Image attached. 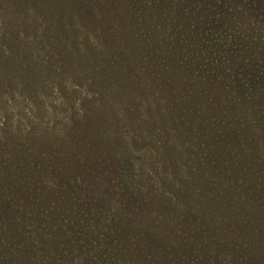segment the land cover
I'll return each mask as SVG.
<instances>
[{
  "label": "trees",
  "instance_id": "16d2710c",
  "mask_svg": "<svg viewBox=\"0 0 264 264\" xmlns=\"http://www.w3.org/2000/svg\"><path fill=\"white\" fill-rule=\"evenodd\" d=\"M83 1L86 6L87 1L100 0ZM41 2L42 0H21V12L12 18L19 20L16 25L12 26L14 21L4 22L5 28L13 27L10 30L15 31L18 30L17 28H21V34L24 37L21 39V44L13 43V45L15 44L14 49L17 50V52L15 51L17 56L11 53L9 56L0 55V84L12 85L14 88L20 80H23L22 83L30 91V96L38 99L45 84L60 83L63 85L67 76L73 75L79 78V75L84 71L82 77L91 75L93 77L91 82L105 97L101 96L98 107L89 111V116L92 119L91 124L78 127L75 125L71 129L73 141L68 144L57 142L51 149L45 142L39 143L36 139H34L35 141L29 139L33 146L29 149L32 155L36 156L45 152L42 153V155L46 154L45 158L38 161L35 158L34 161L28 158L29 164L17 165L14 173V176L17 177L16 181L12 180L13 177L3 176L0 178V264H154L156 257L154 246L157 243L162 244V251L173 250L175 254V263L168 261L169 255L167 258L162 257L160 264H183L188 261L187 264H194L198 258L188 257L193 255L183 249L186 242H189L188 249H192L193 244L196 250L199 251L200 248L199 258L202 257V251L206 249L204 244L208 237L209 241L214 244L225 245L219 241L218 237L226 235V227L230 224V210L227 207L229 202L222 197L230 187L239 192L236 203L243 210L248 213L246 208L249 203L251 207L256 208L251 210V215L260 217L264 215V157L260 148L256 147L252 141L260 136V131L257 126L253 127V121L248 120L251 110L255 109L253 106L251 107V104L254 101H260L257 98L259 94L252 95L257 92L255 89L251 95H248L247 91L232 84L234 81L230 67L233 65L229 56L225 54L221 57L222 51H216L218 54L216 57L210 53L203 54L201 57L198 55V59L197 57L196 59L202 61V64L199 63L201 71L190 70L189 63L186 61L188 57L181 53L176 55L177 49L188 50V33L181 34L180 31H177L178 34L168 28V31L172 32L170 33L172 36L171 47H169L167 38L162 37L161 25H156L155 18H153L152 23L146 24L147 34L153 26H157L155 31L158 36L155 38V43L152 44L150 38L137 32L138 29L135 30L134 25L131 32L135 39L132 35L127 37L125 28L130 30L124 22V26L120 28L113 17H105L109 19L107 24L94 20L95 16H98V12L93 3L90 6L88 21L80 24L74 17L78 15L83 17L81 15L86 12L85 9L74 11L77 9L70 10L65 4L60 11L51 12ZM73 2L77 1L71 0L72 8H74ZM13 6L15 5L13 4ZM13 6L11 10L19 11ZM140 9L142 13L137 11L135 14L137 18H141V15L150 18L147 7L141 6ZM129 12L132 13L133 10L130 9ZM156 12L161 14V8L156 9ZM131 16L132 14L126 15V19L133 18ZM178 24L183 25L180 20ZM41 29L48 31L45 38ZM209 33H205L208 44H211L213 40L219 42L214 31ZM227 33L230 34V31L228 30ZM176 34L180 37H177ZM237 34L238 32L234 37L232 36L233 39L237 37ZM174 35L176 40H174ZM238 35L240 38L242 33ZM93 36L102 46L98 51L95 43L90 41ZM117 36L122 37L118 44ZM70 46H73L74 49H71ZM82 49H86L83 54L79 52ZM218 49L221 48L218 47L216 50ZM180 52L183 53V50ZM36 57L39 58L38 61ZM8 61L9 66L7 65ZM76 63L82 66L80 67L81 72L77 73L74 70L77 68ZM56 65H60L62 68L52 71V68H57ZM219 65H222L224 70H219ZM138 67L141 69V78L150 75L154 67L158 72H161V75H166L169 80H172L171 73L176 74L181 77L180 80L183 83L179 85L178 91L183 100V107L177 102L178 99L172 97L173 103L168 101L166 104L170 108H164L168 115L162 117L163 121L160 120L154 128L147 125L145 121L147 128H153L149 131L153 140L147 142L146 147L143 145L142 151L147 154V158H142V163L137 162L140 164L137 165L138 167H144L147 161L164 158L162 156L165 151H169L171 155L184 156L188 148L195 149L199 145L201 146L197 153V157L200 158L198 160L206 158L204 147L207 149L208 147L201 143L200 138L198 139V132L195 133L193 122L186 120L188 116H193L201 110L202 96L207 97L206 103L210 108L216 109V107L228 105L232 115L234 114L231 124L226 125V128L229 129L223 131L217 129V132L210 137L212 141V144H208L212 149L208 152L210 162L203 168L204 171L206 169L213 175H221L222 188L225 190L215 192V199L217 203L222 199L226 201L218 203L217 209H208L207 214L195 212L191 216V211L182 207L180 214L183 218H180L183 219V224L180 226L183 233L169 238L167 235L151 231V243L150 245L148 243L146 247H150L153 254L142 253L141 240L129 236L135 230L133 227L134 220H136L135 214L142 213L144 206L141 196L138 197L140 199L134 198L125 187L133 183V177H128L125 174L123 181L119 182L118 196L121 197V191H123L125 194L123 206L128 209L127 213L130 214L121 216L119 214L120 205L119 208L117 207L119 203H114L111 200L112 188L101 187L102 184L100 185L96 175L97 172L102 177L106 174L104 166L92 165L95 161L98 162L95 156L99 151L108 155L109 153L114 154V150H119L126 158L123 164H128L131 170L136 166L130 158V152H137L136 149H133V139L121 132L122 128L128 130V127L117 126L116 130L111 131L110 126L107 127L102 118L112 113L113 105L116 106L114 98H124L125 96L121 97L120 95L123 92H128L127 89L123 91L118 82L124 84L125 77L131 70L135 71ZM43 69H49L48 79L42 74L41 70ZM239 75L242 74L239 73ZM218 78L223 79L226 83L224 85L214 83ZM43 80L46 82L42 83ZM160 96L163 102L171 100V97L164 94ZM65 97L71 101L77 98L67 94ZM87 100L86 98L81 99L80 105L88 107L90 102ZM237 105L245 107L240 117H237L236 114L242 109ZM189 107H192V114H189ZM260 116L261 113L259 116L256 114V118L259 119ZM172 117L173 120L178 118L187 130L181 134L183 138L180 139L179 145L172 143L164 136L166 135L165 128L169 127ZM262 124L260 121L258 127ZM191 127L192 130L189 129ZM95 132L101 133L102 145L96 142L100 138L95 140ZM218 132L223 133L219 134ZM135 133L133 130L131 134ZM217 133L218 135H216ZM78 134H81L85 145L89 147L85 150L86 155L80 151L79 147L82 142L79 140ZM106 139L111 140V144H106ZM48 143L50 144V140ZM103 143L105 144L103 145ZM157 144L158 146H156ZM37 145L45 146L46 151H39L44 148H39L40 146ZM112 145L114 150H112ZM247 147L250 151L248 155L245 151ZM49 160L52 162L49 163ZM54 160H57L58 163ZM256 164L262 168L258 170L255 167ZM124 168L125 166L122 167V170ZM118 169L119 167H116L115 173L112 170V176L115 175V178L122 179L121 174L117 172ZM142 183L137 186H141ZM249 190L250 193H256V197L252 196L255 200L248 199L251 194L247 195L245 192ZM148 192L153 193L152 189H149ZM115 195L117 196L116 193ZM212 195L210 194V196ZM162 199V196L153 199L154 201H151L153 205L150 206L151 218L161 223L167 220L165 215L159 213V210L161 211L165 205V200ZM14 209H17V212H13ZM8 213L11 215L10 217L5 215ZM171 213L173 212L171 211ZM129 216L131 219L127 218ZM168 225L171 226V222ZM140 227L143 230V227ZM230 227L232 226L230 225ZM145 232L149 233L148 230H144ZM56 242L59 244L56 245Z\"/></svg>",
  "mask_w": 264,
  "mask_h": 264
},
{
  "label": "rangeland",
  "instance_id": "374dc122",
  "mask_svg": "<svg viewBox=\"0 0 264 264\" xmlns=\"http://www.w3.org/2000/svg\"><path fill=\"white\" fill-rule=\"evenodd\" d=\"M76 1L73 2L74 8L71 6V0H42L41 3L51 12L60 11L65 4L70 10L77 9L74 11H79L85 9L86 12L81 15L83 17L74 15V19L80 24L88 21L91 10L90 6L93 3L94 8L98 12V16H95L94 20L107 24L109 23V19L105 17H113L120 28L124 26V22L129 26L130 30L128 31L125 28L127 37L128 35L130 37L132 35L133 39H135V36L131 31H133L132 26L134 25L135 30L138 29L137 32L150 38L152 44L155 43V38L158 36L155 31V27L157 26H153L147 34L146 24L152 23V19L155 18L156 25H161L160 30L163 29L162 37L167 38L169 47H171L172 41L170 33L174 31L178 34L179 32L177 31H180L181 34L188 33V50L177 49L176 55H180L181 53V55L188 57L186 61L189 63L190 70L198 69V71H201L199 63L202 64V61L197 60L198 55L201 57L203 54L210 53L216 57V55L218 56L216 51H222L221 57L225 54L229 56L232 59L233 65L230 67V73L233 75L234 81L232 84L247 91L248 95H251L255 89L257 92H254L252 95L259 94L257 98L260 101H254L251 104V107L253 106L255 109L251 110L248 120L253 121V127L257 126V129L260 131V138L256 137L252 141L256 147L260 148L264 157V0H100L94 2L86 0V6L83 0ZM20 4L21 0H0V55L9 56L10 53L16 55L15 51L17 52V50L14 49L15 44L13 45V43L17 42L21 44V39L24 37L21 34V28H17L18 30L15 31L10 30L19 21L12 18L18 16L19 12H21ZM12 6L16 10L19 9V11L15 12L11 10ZM141 6L147 7L150 18L146 15L143 17L141 15V18H137L135 14L137 11L142 13ZM160 8L162 10L161 14H157L156 9ZM130 9L133 10L132 13L129 12ZM128 14L129 16L132 14L133 18L127 20L126 15ZM179 20L183 24L182 26L178 24ZM7 21H14L10 28L3 26L4 22ZM168 28L172 32L168 31ZM228 30L232 34L231 36L227 33ZM40 31L44 33L43 37L45 38L48 31L46 29H41ZM210 31L216 33L219 42H215L212 37L213 42L208 44L205 33H209ZM237 32L238 34L242 33L241 37L239 38L237 34V37L233 39ZM176 36L180 37L177 34ZM121 39V36H117V44ZM174 40H176L175 35ZM90 41L95 43L97 51L102 48L94 36ZM214 44H217V46H214ZM70 47L74 49L73 46ZM218 47L221 49L216 50ZM181 50H183V53L180 52ZM79 52L83 54L86 52V49L79 50ZM36 59L37 61L39 60L37 57ZM7 65H10L9 61ZM56 67L52 68V71L62 68L60 65H56ZM76 67L74 70L77 73L82 71L80 68L82 66L78 63H76ZM218 69L224 70L222 65H219ZM19 71L21 72V69ZM41 71L44 77L48 79L49 69ZM140 71V67L135 71L131 70L127 77H125L124 84L118 82L122 86L123 91L127 89L128 92H123L120 95L121 97L125 96L124 98H114L113 101L116 103V106L113 105L114 109L112 113L102 118L107 127L110 126L111 131L116 130L117 126L128 127V130L122 128L121 132L126 133L127 136L129 135L133 139V149L137 151L134 153L130 152V158L136 165L134 166L135 168H132L134 171L129 169L128 164H123V161L126 159L123 156V152L114 150L113 145L112 150H114V154L109 153L108 155H104L99 151L95 156L98 162L92 163L96 167L100 165L104 166L106 174L102 177L97 172L96 175L99 178L100 185L102 184L101 187L105 188L107 186L112 188L113 195H110L111 200L114 203H119L117 207L119 208L120 205L119 214L121 216H128L130 214L127 213L129 212L128 209L123 206L125 201L123 191H121V197L118 196L119 182L123 181L125 174L128 177H133V183L125 187L134 198L141 196L144 206L142 213L135 214L136 220H134L133 224L135 230L129 236H134L141 240L142 253L153 254L150 247H146L148 243L149 245L151 243V231L167 235L169 238L170 236L176 237L183 233L180 226L183 224V219L180 218H183L180 214L182 207L188 208L191 211V216L195 212L207 214L208 209H217L218 203L228 200L229 204L227 207L230 210V224L225 230L227 236L222 235L218 237L219 241L225 243V245L214 244V242L209 241L208 237L204 244L206 249L202 251V257L200 258L201 250L200 248L199 251L196 250L194 244L192 245V249H188L189 242H186L183 245V249L188 250L193 255L188 256L189 258H198L194 261V264H264V215L262 217L251 215L250 212L255 207H251L249 203L246 208L248 213L243 210L236 203L239 192L235 191V188L232 187L222 196L226 200L222 199V201H218L217 203L215 192L225 190V188H222L221 175H213L208 173L206 169L205 171L203 170L204 165L210 162L208 155V152L212 151L208 146V144H212L210 137L217 132V129L220 131L229 129L226 128V125L232 122L234 114L232 115L229 106L223 105L224 107L219 106L216 109L210 108L206 103L207 97L202 96V100H200V103L203 104L201 110L193 114L194 118L192 115L186 118V120L193 122V126L196 129L195 133L198 132V139L200 138L201 143H204L209 149L204 147L206 150V155L204 154L206 156L205 159L198 160L200 158L197 157V153L201 146L199 145L195 149L188 148L184 156L171 155L169 151H165V154L162 156L164 158L147 161L144 167H138L137 165H140L138 163H142V158H147V154L142 151L143 145L146 147L148 145L147 142L153 140L149 131L160 120L163 121V116L168 115L164 110L165 107H168L166 105L167 102L173 103L172 97H175L178 99L177 102L180 103V106L183 107V100L178 94L179 85L183 84L180 80L181 77L171 73L172 80H169L166 75H161V72H158L157 68L153 67L150 75H145V77L141 78ZM83 73L84 71L79 75V78L73 75L71 77H64L65 83L63 85L60 83L45 84L44 90L38 99L30 96V91L22 83L23 80H20L14 88H12V85L0 84V178H3V176H6V178L13 177L12 180L16 181L17 177L14 176V173L16 172L17 165L29 164L28 158L32 161L45 158L46 154L42 155L45 152L36 156L32 155L29 149L33 146L29 142V139L33 141L36 139L39 143L45 142L52 149V146L57 142L68 144L74 140L71 129L75 125L78 127L80 125L91 124L92 119L89 116V111L91 109L94 110L96 106L98 107L100 97L105 96L91 82L93 77L91 75L82 77ZM239 73L242 75L240 76ZM200 75L202 76V74ZM43 82L46 81L43 80ZM214 83L224 85L226 82L218 78ZM65 94L77 98L71 101L66 99ZM163 94L171 97V100L163 102L160 96ZM85 98L88 99L87 102H90L88 107L80 105L81 99ZM120 101L122 102L120 103ZM237 107L242 109L236 114L237 117H240L245 107L238 105ZM191 110L192 107H189V114H192ZM259 113H261V116L258 119L256 118V114L259 116ZM145 121L147 125L153 128H147ZM260 121L263 124L258 127ZM189 129L192 130V127ZM133 130L136 132L135 134H131ZM186 131V128L179 119L173 120L172 117L169 127L165 128L166 135H162L166 139H170L172 143L179 145L180 139L183 138L181 134ZM218 133L222 134L223 132ZM94 136L95 140L100 138L96 142L102 145L101 141H103V137H101V133L95 132ZM78 138L82 142L79 147L80 151L86 155L85 150L89 149V147L85 145L81 134H78ZM156 138L160 139L159 137ZM48 140H50V144ZM106 140V144H111V140ZM188 144L190 145V143ZM44 147L40 146L39 148ZM39 151L46 150L44 148ZM245 151L247 155L250 153L248 147ZM57 160L54 161L58 163ZM123 166L125 168L122 170ZM116 167H119L120 170L118 169L117 172L121 174L122 179L120 177L118 179L115 178V175L112 176L111 172L113 170L115 173ZM255 167L258 170L262 168L259 164H256ZM104 169L103 172L105 171ZM201 169L202 172H200ZM11 171L12 173H10ZM139 174L142 176H138ZM140 183H142L141 186H137ZM149 189H152L153 193L148 192ZM209 193L213 195L210 196ZM245 193L247 195L251 194L248 196V199L251 200H255L252 196H257L256 193H250V190ZM161 196L163 197L162 200H165V205L161 208V211L159 210V213H162L167 218L163 223L158 222L150 216V206L153 205L151 201ZM12 211L17 212V209ZM13 212L12 215H14ZM256 212L258 211L256 210ZM5 215L7 217L11 216L9 213ZM127 218H130V216ZM170 222L171 226L168 225ZM140 226L143 227V230ZM144 230H148L149 233H144ZM57 244L59 242H56ZM162 249V244L160 243L154 246V254L157 257H155L154 264H160V259L162 257L167 258L169 255L168 261L175 263L174 251H162ZM188 262H183V264H187Z\"/></svg>",
  "mask_w": 264,
  "mask_h": 264
}]
</instances>
